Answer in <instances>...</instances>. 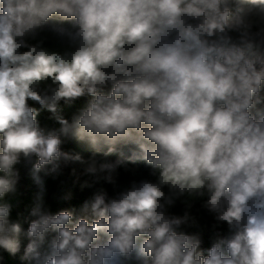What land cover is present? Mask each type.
I'll list each match as a JSON object with an SVG mask.
<instances>
[{
	"label": "clouds",
	"instance_id": "clouds-1",
	"mask_svg": "<svg viewBox=\"0 0 264 264\" xmlns=\"http://www.w3.org/2000/svg\"><path fill=\"white\" fill-rule=\"evenodd\" d=\"M138 162L155 180L45 206L41 173L78 163L82 189H115ZM21 164L39 189L26 231L5 200ZM182 197L228 233L202 248L189 212L169 211ZM21 237L25 264H264V0H0V249Z\"/></svg>",
	"mask_w": 264,
	"mask_h": 264
},
{
	"label": "trees",
	"instance_id": "trees-1",
	"mask_svg": "<svg viewBox=\"0 0 264 264\" xmlns=\"http://www.w3.org/2000/svg\"><path fill=\"white\" fill-rule=\"evenodd\" d=\"M37 40H43L44 46L52 50L63 51L68 48V42L66 39L59 38L47 29L39 34ZM30 42L35 43L36 41ZM85 103V99L78 100L72 105H64L63 102H61L63 114L66 117H70L74 111L83 107ZM49 115L50 114L46 111L41 112L39 116L41 124L48 127H58L54 120L49 119ZM62 147L65 151L80 153L85 158L90 155V152L85 145L76 142H66ZM115 158V156H111L108 159L114 160ZM17 167L20 170V180L17 185V191L14 194L7 195L5 200L13 205L10 218L12 220H18L26 231L28 227V213L33 206L36 193L39 189L31 177L30 165L26 167L21 164ZM41 176L45 184V206L53 213L71 207L79 209L83 202L90 199L93 193L101 186L106 188L109 195L112 196L115 194V191L130 186L133 181L139 182L142 179L155 180V177L150 175L149 169L143 162H138L134 165L130 164L127 169L124 167L118 168L115 174L117 185L115 189L113 185H109L103 181L93 184L91 188L82 189L80 185L85 180H88L91 183L94 178L85 175L83 172V166L78 163L62 165L59 174L45 176L41 173ZM65 196H68L69 199H63ZM185 199V197H182L177 200L176 204L170 208L169 211L176 215H183L185 211L189 212V214L195 219L196 224L191 227L186 226L182 230L188 233H199L202 238V248H209L217 235H226L228 233L227 225L217 222L214 216L202 207L203 201L201 199L191 200V207H188L184 203ZM26 244L27 240L21 237V252L15 256L0 249V264H25V262L20 260V256L22 255L23 248Z\"/></svg>",
	"mask_w": 264,
	"mask_h": 264
}]
</instances>
